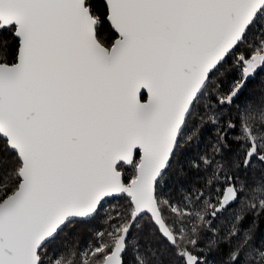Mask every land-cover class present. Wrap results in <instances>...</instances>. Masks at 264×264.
Listing matches in <instances>:
<instances>
[{
    "label": "snow or ice",
    "instance_id": "6c2138e0",
    "mask_svg": "<svg viewBox=\"0 0 264 264\" xmlns=\"http://www.w3.org/2000/svg\"><path fill=\"white\" fill-rule=\"evenodd\" d=\"M260 72L264 0H0V264H213L222 246L264 264ZM205 123L222 127L177 196Z\"/></svg>",
    "mask_w": 264,
    "mask_h": 264
},
{
    "label": "trees",
    "instance_id": "16d2710c",
    "mask_svg": "<svg viewBox=\"0 0 264 264\" xmlns=\"http://www.w3.org/2000/svg\"><path fill=\"white\" fill-rule=\"evenodd\" d=\"M107 35V33H106ZM235 75L234 72H230L228 74H218V79L222 81L223 87L227 88L231 83L232 76ZM261 82H264V72H260L256 79L248 84L246 89V96H255L258 93L259 85ZM214 94V93H213ZM203 112V110H202ZM231 115L235 118L236 113L235 111L224 110V116L227 117ZM222 125H213L211 123H205L201 126L200 132L193 136L190 141H187L183 144L182 148L177 154V161L174 162V167L172 172L170 173L168 187L169 190H176L177 196L183 194V189L196 183L198 174L194 171L189 169L188 162L194 161L195 158L199 157L202 154H211V146L217 140V132L220 130ZM189 132L187 135H190ZM236 133L229 130L228 132V140L230 144V151H228L227 156L229 159H236L237 155L240 153L239 143L233 139V136ZM183 168L185 172H187V176L177 175V170L179 168ZM254 172L258 175L259 170L254 169ZM252 175V173H249ZM107 212H112L113 209L115 211H120V207L118 204L113 203L112 205H106ZM238 207V206H237ZM107 213H102L100 217L94 220L91 224L78 226L76 229L73 230V233L76 236V242L80 244H88L91 243L93 240V233L97 231H103L107 225L104 222V216ZM228 214H226L227 216ZM252 218L249 217V221ZM226 219L222 218L221 221H217V226L223 228L225 226ZM71 235V234H70ZM259 237L264 238V219L260 221V232ZM59 247V242L54 248ZM227 256V248L222 246L221 251H213L209 255V260L213 262V264H223V261L226 259ZM126 264H134L133 260V253L130 251L126 256Z\"/></svg>",
    "mask_w": 264,
    "mask_h": 264
}]
</instances>
